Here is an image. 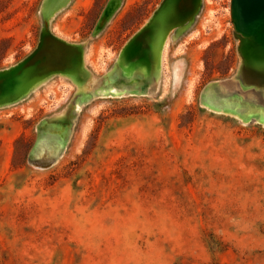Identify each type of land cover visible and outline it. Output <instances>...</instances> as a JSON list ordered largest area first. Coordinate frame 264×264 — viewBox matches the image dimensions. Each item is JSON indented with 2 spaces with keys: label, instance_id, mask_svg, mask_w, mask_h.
<instances>
[{
  "label": "rangeland",
  "instance_id": "obj_1",
  "mask_svg": "<svg viewBox=\"0 0 264 264\" xmlns=\"http://www.w3.org/2000/svg\"><path fill=\"white\" fill-rule=\"evenodd\" d=\"M164 1L0 0V70L82 50L0 92V264H264V25Z\"/></svg>",
  "mask_w": 264,
  "mask_h": 264
},
{
  "label": "water",
  "instance_id": "obj_2",
  "mask_svg": "<svg viewBox=\"0 0 264 264\" xmlns=\"http://www.w3.org/2000/svg\"><path fill=\"white\" fill-rule=\"evenodd\" d=\"M166 2L167 0H165L161 5H164ZM178 9H180V7L178 6V4H175L173 10H178ZM230 10H231V21L236 36L240 40V51L242 53L243 61L245 63L246 60L245 40H247L248 36H252L253 34H255L258 31V29L264 25V0H231ZM153 24H154V19L150 18L147 24L138 33L134 35L136 36L135 39L139 41L143 38L144 39L148 38L150 40L151 38L149 36V29L150 26ZM172 25L173 26L177 25L176 20L173 24L171 22V27ZM44 31L45 32L42 35V39L37 49L31 55H29L26 59H24L22 62H20L19 64L13 67L0 70V92H3L4 90H10L12 92H16L19 89H23V88L16 89L15 82H13V80H15L16 77L15 74H17L19 70L21 71L31 66L40 67L39 71H41L43 75H47V76L56 70H61L63 72L64 67L61 66L60 64L57 65L58 63L56 61H59L61 57V55L58 57V51L61 52L60 50H63L64 48H66L70 54H73V56L76 57L77 63L79 60L81 64L82 50L80 45L64 44L61 41L52 38L49 35V30H44ZM143 34H145L144 37ZM53 49L57 51L54 52ZM44 65H47V67L46 68L43 67ZM118 68L119 65L116 66V70L114 71V73L118 71ZM246 71L247 70L245 69L244 72ZM8 81L9 83H7ZM5 83L6 85H4ZM1 84H3L4 86H2ZM209 94L210 92L207 93V95ZM232 100H236V98H233ZM36 133L38 134V131Z\"/></svg>",
  "mask_w": 264,
  "mask_h": 264
},
{
  "label": "trees",
  "instance_id": "obj_3",
  "mask_svg": "<svg viewBox=\"0 0 264 264\" xmlns=\"http://www.w3.org/2000/svg\"><path fill=\"white\" fill-rule=\"evenodd\" d=\"M56 153L54 151H46L42 155H38L37 162L41 164L50 163L56 160Z\"/></svg>",
  "mask_w": 264,
  "mask_h": 264
}]
</instances>
